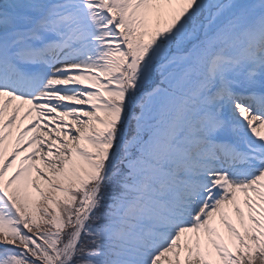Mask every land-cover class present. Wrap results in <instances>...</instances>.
<instances>
[{
    "label": "snow or ice",
    "instance_id": "6c2138e0",
    "mask_svg": "<svg viewBox=\"0 0 264 264\" xmlns=\"http://www.w3.org/2000/svg\"><path fill=\"white\" fill-rule=\"evenodd\" d=\"M0 264H264V0H0Z\"/></svg>",
    "mask_w": 264,
    "mask_h": 264
},
{
    "label": "rangeland",
    "instance_id": "374dc122",
    "mask_svg": "<svg viewBox=\"0 0 264 264\" xmlns=\"http://www.w3.org/2000/svg\"><path fill=\"white\" fill-rule=\"evenodd\" d=\"M132 133H131V127H129V129H128V135H131Z\"/></svg>",
    "mask_w": 264,
    "mask_h": 264
}]
</instances>
